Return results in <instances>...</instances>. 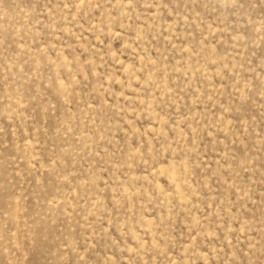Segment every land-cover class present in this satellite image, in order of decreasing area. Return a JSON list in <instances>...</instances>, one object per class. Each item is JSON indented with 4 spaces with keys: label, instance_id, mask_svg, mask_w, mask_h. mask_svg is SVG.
Listing matches in <instances>:
<instances>
[{
    "label": "rangeland",
    "instance_id": "374dc122",
    "mask_svg": "<svg viewBox=\"0 0 264 264\" xmlns=\"http://www.w3.org/2000/svg\"><path fill=\"white\" fill-rule=\"evenodd\" d=\"M0 264H264V0H0Z\"/></svg>",
    "mask_w": 264,
    "mask_h": 264
}]
</instances>
